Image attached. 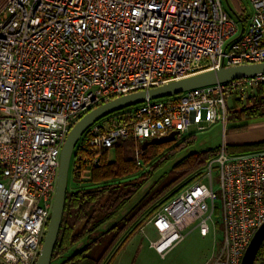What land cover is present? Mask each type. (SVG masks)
<instances>
[{"label": "built area", "instance_id": "2783aa9c", "mask_svg": "<svg viewBox=\"0 0 264 264\" xmlns=\"http://www.w3.org/2000/svg\"><path fill=\"white\" fill-rule=\"evenodd\" d=\"M248 1L243 26L221 0H0L2 264L37 263L62 150L87 113L204 72L264 63V0ZM262 84L257 75L116 112L81 137L72 176L82 180L120 141L190 137L192 126H222L225 135L232 104ZM218 209L223 239L215 264H242L264 224V150L232 156L223 145L149 221L159 235L152 247L165 257L195 223L206 237ZM254 264H264V252Z\"/></svg>", "mask_w": 264, "mask_h": 264}, {"label": "trees", "instance_id": "16d2710c", "mask_svg": "<svg viewBox=\"0 0 264 264\" xmlns=\"http://www.w3.org/2000/svg\"><path fill=\"white\" fill-rule=\"evenodd\" d=\"M234 2L239 9L235 14L245 26L246 11L239 0ZM260 118H264V84L255 96L232 104L228 124L233 127L229 131H248ZM142 145L128 139L103 150L99 165L83 170L86 172L82 180L72 176V159L69 177H73L75 187L67 192L51 264H106L109 258L107 264H111L133 235L171 198L201 176L221 153V147L196 149L195 136L153 145L146 151ZM261 150L264 141L226 145V152L232 156ZM163 176L165 179L159 183ZM263 252L264 244L258 256Z\"/></svg>", "mask_w": 264, "mask_h": 264}, {"label": "water", "instance_id": "95a60500", "mask_svg": "<svg viewBox=\"0 0 264 264\" xmlns=\"http://www.w3.org/2000/svg\"><path fill=\"white\" fill-rule=\"evenodd\" d=\"M234 16L237 17L235 13ZM257 75H264V63L233 68H222L217 71L204 72L181 81L153 88L148 91L136 92L116 98L109 103L87 113L73 127L63 147L53 209L43 240L41 253L36 264L52 263L53 254L58 242L65 213L71 161L81 137L87 132V130H89V128L116 112L146 103L150 100L171 97L197 88L255 77ZM177 135H179L178 132H173L168 136L146 141L143 143L142 149L146 151L147 148L153 145H162L174 142ZM263 244L264 224L254 235L244 254L242 264H254Z\"/></svg>", "mask_w": 264, "mask_h": 264}, {"label": "rangeland", "instance_id": "374dc122", "mask_svg": "<svg viewBox=\"0 0 264 264\" xmlns=\"http://www.w3.org/2000/svg\"><path fill=\"white\" fill-rule=\"evenodd\" d=\"M221 1L229 14L234 16V13L239 11L234 0ZM239 1L246 10V14L251 13L249 1ZM232 127V125L228 124L226 134L224 135L222 126L210 127L206 132H198L192 126L190 128V134H193L197 138L196 149H214L227 144L242 145L264 141V118L255 120L250 125L248 131L231 132L229 129ZM188 136L183 135L182 138ZM111 157L113 158V155ZM162 175H165L164 172ZM164 179L163 176L159 183ZM148 186L150 187L151 184ZM74 187L75 182L72 176H70L68 189L74 190ZM151 219L143 225L142 229L133 235L119 251L111 264H215L219 259L221 254V241L223 239V224L219 209L216 212L213 222L209 223L210 232L206 237L201 235L200 230L196 228V223L192 224L184 230V239L168 252L165 257L158 254L152 247V243L158 239L159 235L154 225L150 224L149 221ZM0 264L2 263L0 262Z\"/></svg>", "mask_w": 264, "mask_h": 264}, {"label": "crops", "instance_id": "0c3cea01", "mask_svg": "<svg viewBox=\"0 0 264 264\" xmlns=\"http://www.w3.org/2000/svg\"><path fill=\"white\" fill-rule=\"evenodd\" d=\"M259 142V141H258Z\"/></svg>", "mask_w": 264, "mask_h": 264}]
</instances>
